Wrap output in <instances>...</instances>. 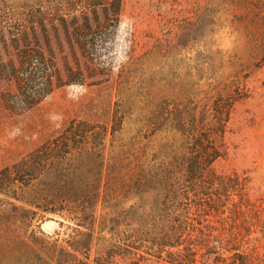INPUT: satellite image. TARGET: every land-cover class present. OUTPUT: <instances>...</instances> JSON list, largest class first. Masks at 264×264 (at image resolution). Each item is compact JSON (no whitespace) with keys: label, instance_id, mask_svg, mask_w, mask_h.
<instances>
[{"label":"rangeland","instance_id":"1","mask_svg":"<svg viewBox=\"0 0 264 264\" xmlns=\"http://www.w3.org/2000/svg\"><path fill=\"white\" fill-rule=\"evenodd\" d=\"M50 1L57 0L0 4ZM109 58L107 82L59 88L24 114L9 112L0 99V170L73 121H84L92 135L85 150L27 189L0 194V264H56L62 248L83 245L92 232L97 243L101 232L95 256L117 223L125 229L153 221L171 177L184 167L185 131L216 125L221 102L232 107L224 139H217L225 154L213 170L242 177L246 206L222 222L223 244L198 251L197 264L225 260L234 241L250 264H264V0H123ZM5 89L0 85V95ZM210 239L191 243L200 249Z\"/></svg>","mask_w":264,"mask_h":264},{"label":"trees","instance_id":"2","mask_svg":"<svg viewBox=\"0 0 264 264\" xmlns=\"http://www.w3.org/2000/svg\"><path fill=\"white\" fill-rule=\"evenodd\" d=\"M122 7L123 0H57L24 6L1 3L0 85L6 89L0 99L5 109L21 115L59 88L107 82L113 68L109 54ZM220 104L221 110L215 109L216 125L185 131L189 147L184 167L171 177L161 211L153 221L128 224L125 229L117 223L110 228L109 244L95 256L92 247L105 236L99 232L95 243L94 232L85 234L83 245L75 242L69 245L71 250L62 248L56 264H145L151 260L197 264L198 251L205 254L222 245L219 226L235 219L246 205L240 201L242 177L221 176L213 170L225 154L217 139H224L232 107L231 103ZM85 126L84 121L71 122L62 134L1 169L0 194L10 196L16 187L27 189L59 160L85 150L92 137ZM107 133L108 129L102 142ZM209 237V245L200 249L191 243ZM224 251L225 260L212 256L217 264H250L251 255L238 241L230 242Z\"/></svg>","mask_w":264,"mask_h":264}]
</instances>
